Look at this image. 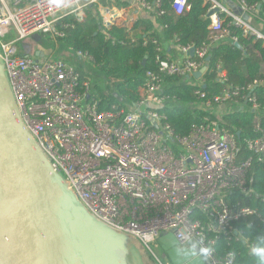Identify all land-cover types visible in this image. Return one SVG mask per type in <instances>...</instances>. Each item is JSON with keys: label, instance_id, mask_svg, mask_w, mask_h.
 Instances as JSON below:
<instances>
[{"label": "built area", "instance_id": "built-area-1", "mask_svg": "<svg viewBox=\"0 0 264 264\" xmlns=\"http://www.w3.org/2000/svg\"><path fill=\"white\" fill-rule=\"evenodd\" d=\"M131 1L147 15L156 8L146 0ZM170 1L177 15L190 9L187 0ZM208 1L209 12L218 9L232 18L245 36L264 43V33L243 19V15L250 16L258 9L247 8L239 1L240 12L234 14L221 3ZM113 3L1 1L0 58L21 118L53 169L65 177L96 219L138 239L151 253L158 237L171 233L180 245L199 246L211 264H238L233 253L221 258L216 246L222 236L234 233L240 237L235 224L257 215L240 203L231 205L228 197L232 193L253 196L250 172L257 165L264 167V110L254 94L255 87L264 85V81L235 88L218 65V81L223 89L211 97L197 91L202 102L194 106L193 112L205 116L188 136H175L165 124L167 116L159 112L175 103L161 95L162 76L192 80L204 67L206 72L209 70L212 45L229 36L219 13L210 17L215 34L211 43L194 47L193 56V47H179L184 56L176 60L158 56L159 74L147 73L145 86L139 88L144 95L128 107L100 110L93 93V79L98 77L88 71L93 62L88 54L72 51L80 67L60 57H38L35 51L23 54L17 46H29L31 51L36 36L47 35L55 40L63 37L58 28L61 21L76 14L85 16L92 6L103 9V27L110 29L126 10ZM140 19L125 16L129 28ZM12 27L17 39L6 40ZM237 40L233 38V43ZM239 108L251 111L254 117L255 135L242 141L240 132L231 130L221 119L224 112L233 113ZM243 148L250 156L242 160Z\"/></svg>", "mask_w": 264, "mask_h": 264}, {"label": "trees", "instance_id": "trees-1", "mask_svg": "<svg viewBox=\"0 0 264 264\" xmlns=\"http://www.w3.org/2000/svg\"><path fill=\"white\" fill-rule=\"evenodd\" d=\"M146 1L156 7L154 12L149 16L145 14L131 28L127 27L125 18L117 20V24L110 29L104 28L93 6L87 9L85 21L67 16L58 27L63 34V37L57 38L58 43L70 51L88 54L93 59L92 66L98 72L92 73L98 77L93 79V93L100 102L101 111L113 106L128 107L141 100L138 89L145 86L147 73L159 74L157 57H167L162 40L174 41L181 48L198 49L205 43H211L215 36L211 29L212 21L207 17L211 8L208 0H187L190 9L181 15L175 13L170 0ZM239 1L247 8L257 9L261 5L260 17L264 19V0ZM116 4L127 8L131 6V0H119ZM218 15L229 36L212 45L209 70L203 78L199 81L179 76L161 78V95L175 103H170L169 107L159 112L167 116L165 124L171 127L175 136H188L194 125L202 123L205 114L193 112L194 106L202 102L196 95L197 91L201 90L207 97L222 91L218 65L226 71L228 83L235 88H247L256 81H264L263 41L245 36L232 18L222 13ZM233 38L238 39L240 48L235 46ZM99 81L107 83L104 88L99 86ZM254 94L264 110V85L255 87ZM221 119L231 130L240 132L241 141L255 135L251 111L239 108L233 113H223ZM241 153L242 160L250 156L245 148ZM250 177L255 194L232 193L228 201L231 205L240 203L251 208L257 215L238 221L234 229L240 237L234 233L222 236L216 250L221 258L233 253L238 264H264V167H253ZM198 217L206 220L204 215Z\"/></svg>", "mask_w": 264, "mask_h": 264}, {"label": "water", "instance_id": "water-1", "mask_svg": "<svg viewBox=\"0 0 264 264\" xmlns=\"http://www.w3.org/2000/svg\"><path fill=\"white\" fill-rule=\"evenodd\" d=\"M145 252L138 239L96 219L53 169L21 118L0 58V264H149Z\"/></svg>", "mask_w": 264, "mask_h": 264}, {"label": "crops", "instance_id": "crops-1", "mask_svg": "<svg viewBox=\"0 0 264 264\" xmlns=\"http://www.w3.org/2000/svg\"><path fill=\"white\" fill-rule=\"evenodd\" d=\"M1 1L3 0H0V4H1ZM9 1L12 2L14 0H9ZM111 1L113 2V0ZM118 1L119 0H114V3L116 6H118L116 4ZM215 1L221 3L227 10L231 11L234 14H239L240 12L239 0H215ZM133 3L134 5L131 4L132 5L131 7H127L126 10L122 11L123 15L127 17L134 15L136 19L143 18L145 14L141 11L140 6L134 1ZM260 12L261 10H256L254 14H251L250 16L248 15L249 24L264 33V19L260 17ZM145 19H147V17ZM151 20L153 21L154 18H151ZM42 37L43 36H40L39 41H37L35 37L34 41L38 44L43 39ZM36 43L35 45L33 44V47H31V51L33 52L35 51L34 53L35 55L37 53H40L41 55H43V57H46V58L47 57H60L62 59L67 60L70 63H76L77 65L78 63L79 65L81 64L79 61L70 59V56L68 55V52H65L64 47H61V48L59 47L60 49L58 48L59 50L62 51V54L57 55V53L55 52H50V51L42 49ZM162 46H163V50L165 54L174 60L182 58L184 56L180 52L179 46L174 41H166V40L163 41L162 40ZM24 52L25 53L23 54H29V53H26V50H24ZM80 67L82 66L80 65ZM88 67H89L88 68L89 72H92V73L94 72L98 74V72L96 71V68L92 66V63L89 64ZM195 80H198V79H195ZM138 92L140 93V96L144 95V92L142 89H138ZM222 109H224V107L220 108V110ZM155 243L159 244L160 253L159 255H156L155 252H153L152 254L155 255V260L158 262V264H209L207 259L201 254V249L199 246L195 244L180 245L176 241V238L174 237V235L171 233H164L160 235Z\"/></svg>", "mask_w": 264, "mask_h": 264}, {"label": "rangeland", "instance_id": "rangeland-1", "mask_svg": "<svg viewBox=\"0 0 264 264\" xmlns=\"http://www.w3.org/2000/svg\"><path fill=\"white\" fill-rule=\"evenodd\" d=\"M106 1H107V5L108 6H110L111 3H113L111 0H106ZM94 8H95L94 12L97 13L96 16H99L101 18V20L103 21V16H104L103 9L100 10V9H98V7H94ZM76 15L77 16H73V17H75L76 19H78L80 21H85L86 13H85V16H84V14H76ZM82 17H84V18H82ZM127 25H129V24L127 23ZM16 39H17V33H16V30L12 27L9 36L6 37V40H16ZM37 45L40 46L44 50H47V51H50V52H55V53H57V55H61L62 54V51L59 50V49L61 47H64L65 52H68V55L70 56V59L78 61V59L73 56L74 55L73 52L69 51L68 48L65 47L64 45L58 43L57 39L55 40V39H53V37L51 38L50 36L44 35L43 39L41 40V42L38 43ZM17 46H18L20 52H22V53H25L24 50H26V53H28V52L32 53L33 52V51H30V47L29 46H23V45H19V44H17ZM36 58L37 57H35V59ZM39 60H42V59H39ZM94 74H96V73H94ZM105 84H107V83H103L102 81H99V86L100 87L104 88ZM109 85L113 86L112 84H109ZM151 250L153 252H155L156 255H159V253H160L159 244H157V243L152 244L151 245ZM149 255H150V258H149ZM116 256H117V258L119 260H125L124 255H122V253L120 254V252L116 253ZM145 256L147 257V259H148L147 261H148L149 264H158V262L155 260V255H153L151 252L150 253H148V252L146 253L145 252Z\"/></svg>", "mask_w": 264, "mask_h": 264}, {"label": "bare ground", "instance_id": "bare-ground-1", "mask_svg": "<svg viewBox=\"0 0 264 264\" xmlns=\"http://www.w3.org/2000/svg\"><path fill=\"white\" fill-rule=\"evenodd\" d=\"M121 18H125V16L123 15V13H120L117 17H116V21L121 19Z\"/></svg>", "mask_w": 264, "mask_h": 264}]
</instances>
